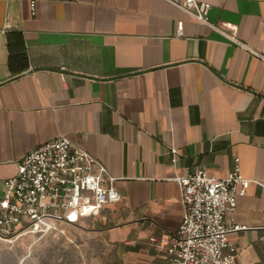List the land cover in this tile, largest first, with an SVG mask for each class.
Here are the masks:
<instances>
[{
  "label": "crops",
  "instance_id": "0c3cea01",
  "mask_svg": "<svg viewBox=\"0 0 264 264\" xmlns=\"http://www.w3.org/2000/svg\"><path fill=\"white\" fill-rule=\"evenodd\" d=\"M204 1L219 29L165 0H36L34 14L0 0V193L26 153L67 135L120 193L72 226L100 264H165L183 218L174 177H225L236 158L256 182L226 215L245 226L229 237L238 264H264V0ZM10 31L26 42L17 75Z\"/></svg>",
  "mask_w": 264,
  "mask_h": 264
},
{
  "label": "built area",
  "instance_id": "2783aa9c",
  "mask_svg": "<svg viewBox=\"0 0 264 264\" xmlns=\"http://www.w3.org/2000/svg\"><path fill=\"white\" fill-rule=\"evenodd\" d=\"M32 14L36 0H28ZM194 20L219 29L208 19L211 3L204 0H165ZM184 35V22L177 36ZM175 160V159H174ZM115 178L88 150L65 134L26 153L17 173L6 179L0 193V238L14 240L31 233L38 237L61 235L85 217L96 216L103 206L118 201ZM182 222L173 234L165 264H238V251L230 233L243 229L227 220L235 210L238 195L246 193L251 180L241 173L239 158L225 177L205 169L178 174ZM152 243L162 239L151 237Z\"/></svg>",
  "mask_w": 264,
  "mask_h": 264
},
{
  "label": "rangeland",
  "instance_id": "374dc122",
  "mask_svg": "<svg viewBox=\"0 0 264 264\" xmlns=\"http://www.w3.org/2000/svg\"><path fill=\"white\" fill-rule=\"evenodd\" d=\"M66 229L64 235L26 234L12 242L4 240L7 253L2 264H100L98 252L87 247L78 231Z\"/></svg>",
  "mask_w": 264,
  "mask_h": 264
},
{
  "label": "trees",
  "instance_id": "16d2710c",
  "mask_svg": "<svg viewBox=\"0 0 264 264\" xmlns=\"http://www.w3.org/2000/svg\"><path fill=\"white\" fill-rule=\"evenodd\" d=\"M6 41L9 53L8 67L12 74H20L29 66L24 35L21 31H10L7 33Z\"/></svg>",
  "mask_w": 264,
  "mask_h": 264
},
{
  "label": "bare ground",
  "instance_id": "6f19581e",
  "mask_svg": "<svg viewBox=\"0 0 264 264\" xmlns=\"http://www.w3.org/2000/svg\"><path fill=\"white\" fill-rule=\"evenodd\" d=\"M9 242H12L13 240H8Z\"/></svg>",
  "mask_w": 264,
  "mask_h": 264
}]
</instances>
